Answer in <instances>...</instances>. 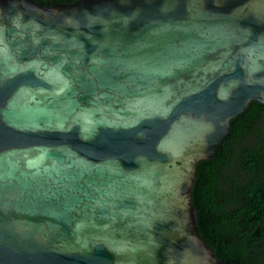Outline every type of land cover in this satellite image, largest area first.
<instances>
[{"label": "water", "instance_id": "95a60500", "mask_svg": "<svg viewBox=\"0 0 264 264\" xmlns=\"http://www.w3.org/2000/svg\"><path fill=\"white\" fill-rule=\"evenodd\" d=\"M264 103V0H0V264H227L196 164Z\"/></svg>", "mask_w": 264, "mask_h": 264}, {"label": "trees", "instance_id": "16d2710c", "mask_svg": "<svg viewBox=\"0 0 264 264\" xmlns=\"http://www.w3.org/2000/svg\"><path fill=\"white\" fill-rule=\"evenodd\" d=\"M229 123L230 133L213 156L196 164V225L225 263L264 264V103L251 100Z\"/></svg>", "mask_w": 264, "mask_h": 264}]
</instances>
